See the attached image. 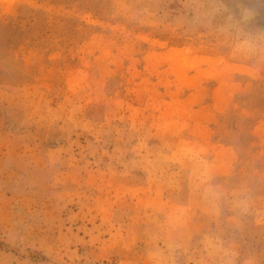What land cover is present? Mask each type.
<instances>
[{
    "label": "rangeland",
    "instance_id": "1",
    "mask_svg": "<svg viewBox=\"0 0 264 264\" xmlns=\"http://www.w3.org/2000/svg\"><path fill=\"white\" fill-rule=\"evenodd\" d=\"M205 0H0V264H201L219 226L264 264V65L231 59ZM257 23L264 26V11ZM251 191L205 215L185 151Z\"/></svg>",
    "mask_w": 264,
    "mask_h": 264
},
{
    "label": "clouds",
    "instance_id": "2",
    "mask_svg": "<svg viewBox=\"0 0 264 264\" xmlns=\"http://www.w3.org/2000/svg\"><path fill=\"white\" fill-rule=\"evenodd\" d=\"M192 20L217 37L220 47L233 60L255 68L264 65V26L257 23L264 0H205L189 6ZM191 164V175L201 197L206 216L216 221L225 211L231 223L239 227L241 219L249 214L252 196L247 185L229 192L216 182L212 166L195 148L185 151ZM201 264H237L239 255L234 241L225 239L219 226L203 232L198 241ZM182 244L175 239L164 241L163 248L150 253L153 264H175L177 250ZM246 264H252L247 261Z\"/></svg>",
    "mask_w": 264,
    "mask_h": 264
}]
</instances>
